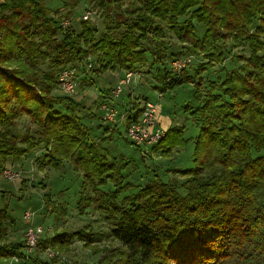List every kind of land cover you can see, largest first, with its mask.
<instances>
[{"label": "trees", "instance_id": "trees-1", "mask_svg": "<svg viewBox=\"0 0 264 264\" xmlns=\"http://www.w3.org/2000/svg\"><path fill=\"white\" fill-rule=\"evenodd\" d=\"M94 6L104 29L99 37L86 20L79 31L63 26L58 8L43 0H0V173L9 160L32 151H43L40 170L66 161L81 177L80 194L93 192L108 237L121 245L106 264H264V0H94ZM166 29L206 59L192 74L186 66H167ZM228 42L248 53L237 54L239 65L202 90V73L222 63ZM182 52L171 53L172 61ZM88 60L94 76L116 69L151 76L154 68L151 82L161 94L192 85L183 104L198 125L192 167L173 170L167 180L154 173L119 198L133 187L124 180L130 160L111 154L105 145L110 137L92 133L82 120L83 103L57 94L59 71L78 63L84 71ZM130 95L119 134L147 101ZM22 115L33 127L17 128ZM88 115L106 125L92 110ZM185 132L172 124L150 151L170 158L190 140ZM7 194L0 190V258H23V240L4 242L15 227ZM95 233L57 232L36 247L65 245L73 237L92 242Z\"/></svg>", "mask_w": 264, "mask_h": 264}, {"label": "rangeland", "instance_id": "rangeland-1", "mask_svg": "<svg viewBox=\"0 0 264 264\" xmlns=\"http://www.w3.org/2000/svg\"><path fill=\"white\" fill-rule=\"evenodd\" d=\"M43 2L51 9L58 8L59 13L62 14V17L68 19L70 28L74 31L80 30L81 16L86 11L90 12L86 21L92 29H95L96 36L99 37L104 30L102 17L99 15L100 11L94 6V0H43ZM196 28V32L200 36L201 28L199 25ZM164 37L169 45L167 48V53L169 54L168 67L175 69L172 65L174 61L171 59L173 56L171 53L180 49L184 50L180 58L177 59L184 62L180 70L186 66L188 72L192 74L199 64L205 62L206 59L202 53L194 50L189 44L177 42L167 29L164 32ZM185 46L187 48H184ZM240 53L247 54L248 52L244 46L232 47L229 42L226 43L222 63H214L212 67H208L202 73L204 80L202 90L207 89L208 83L211 81L220 82L226 70L237 67L239 62L236 60V56ZM78 64L81 65L82 63ZM79 65L74 67L77 71V90L71 96L83 103L90 111L92 110L103 117L100 105L102 102L107 101L108 93H110V98L112 97L113 88L117 84L118 79L124 75L122 71L124 73L126 71L121 69L108 70L94 76L87 69L83 71V67ZM153 69L149 73L151 76L134 75L136 78L133 79L136 80V83H130L135 87L133 88V95L130 96L138 97V99L146 97L153 102H156V99L159 98L157 103L163 110L169 111V119L172 121L171 125L180 124L186 128L185 136L190 140L184 147L175 148L170 158H164L158 153L153 154L150 151L151 145L136 146L132 144L121 126L119 128L121 134L118 133L116 126L124 120L119 114L123 112L122 108L128 106L129 94H131L128 90L132 91L128 87L130 84L122 87L123 90L118 97H112L113 108L117 110L115 123L109 124L105 122L106 125H98L100 120L89 118V109L86 108L80 112L83 122L90 126L92 133L98 134L99 137H110L105 142V145L110 149L111 154L122 155L130 160L129 165L124 170V180L133 184V187L120 194L119 198L136 191L143 183L151 179L154 173H157L163 180H167L173 176V170L177 168L186 169L193 166V139L198 133V125L190 112H186L183 109V104L190 98V93L193 90L192 85L180 86L172 90L171 94L166 92L158 97L159 92L154 88V83L151 82L153 80ZM121 74L122 77L119 78ZM140 78L143 81H140ZM90 79L93 80V83H89ZM58 91H56L57 94H60V92L65 94L60 89ZM102 94L105 95L102 96ZM99 99L101 101L98 104ZM16 123L20 131L33 127L30 118L25 115H22ZM164 126L166 125L164 124ZM98 128L100 129L98 130ZM161 128L164 130L163 127ZM42 152L32 151L15 161L9 160L0 173V190H7L8 194L5 196V201L11 217L15 220V227L9 229L4 242H22L23 232L29 223L42 227L41 240L49 238L57 232L64 231L71 234L80 229L96 232L95 239L92 242H85L73 237L68 244H54L43 250L37 249V247L27 250L26 246H24L21 251L24 253L23 258L12 256L7 259L17 258V264H36L26 260L29 257L43 260L46 264H106L108 260L114 257V251L121 249V245L117 240L108 237L107 232L110 226L103 219V212L96 208L98 202L93 200V192L88 190L87 193L80 194V189L82 188L81 177L66 161L63 162V167L60 168L45 166L42 170L38 169L36 162ZM175 179L178 182H182L184 177L176 174ZM108 188H110V184L104 187V189ZM45 194L48 195V201L52 205H46ZM82 197L86 199L79 202ZM25 211L31 212V219L24 217ZM5 263L0 261V264Z\"/></svg>", "mask_w": 264, "mask_h": 264}, {"label": "built area", "instance_id": "built-area-1", "mask_svg": "<svg viewBox=\"0 0 264 264\" xmlns=\"http://www.w3.org/2000/svg\"><path fill=\"white\" fill-rule=\"evenodd\" d=\"M90 12L86 11L81 16L82 20H87L89 17ZM62 25L68 26L69 21L66 18H62ZM173 67H175V71L180 70L181 67H183L184 62L181 60H174L172 63ZM74 67H77V65H74L73 67L64 68L59 71L58 73V87L60 90H62L67 95H73L76 93L77 90V82H76V69ZM91 67V61L88 60L85 63V69H89ZM177 67H179L177 69ZM134 73L131 71H126L122 78H120L115 85V87L112 90V97L116 98L119 96V94L122 92V87L125 85H129L133 78ZM162 94L159 93V96ZM112 97H108L107 101H104L100 105V109L103 112V119L104 122L113 124L115 123V116L117 114V110L113 108V99ZM157 108L156 104L152 101L147 100L144 104V108L137 119V121L132 122L128 127L125 129V134L127 138L132 142V144L137 146L142 145H152L158 142L161 137L164 134V130L159 126L157 122ZM120 117L122 119L125 118V113L120 112ZM122 122V121H121ZM120 122V123H121ZM118 123L117 125H119ZM31 212L25 211L24 217L26 219H31ZM43 232L42 227L35 226L32 223H29L24 232H23V241L27 248V250H31L37 246V242L40 239V236ZM18 259L12 258L8 259V264H17Z\"/></svg>", "mask_w": 264, "mask_h": 264}, {"label": "crops", "instance_id": "crops-1", "mask_svg": "<svg viewBox=\"0 0 264 264\" xmlns=\"http://www.w3.org/2000/svg\"><path fill=\"white\" fill-rule=\"evenodd\" d=\"M122 74H124V71H122ZM122 74L121 75H119V78L120 77H122ZM135 76H136V74H135ZM134 76V79L136 78ZM138 76H139V74H138ZM141 76V75H140ZM143 78V77H142ZM132 80V84L133 83H136V80ZM119 80V79H118ZM140 81H143V80H141V78H140ZM129 88H131L132 89V91L130 90H128V92H131V94L133 95V88H135L134 86H132L131 84L128 86ZM113 88V87H112ZM111 89V88H110ZM127 92V93H128ZM172 92H170V94H171ZM105 94H102V96H104ZM107 96L108 97H110V93H108L107 94ZM158 97H160V96H158ZM119 100V99H118ZM147 100H149L150 101V99H148L147 98ZM101 101V99H99V101H98V104H99V102ZM159 101V98H157L156 99V102H154L155 104H156V108H157V112H156V114H157V122H158V124H159V126L160 127H163L164 128V130L165 129H167L168 127H170L171 126V123H172V121L169 119L170 118V114H169V111L168 110H163L160 106H159V104L157 103ZM153 102V101H152ZM97 104V105H98ZM122 110H123V108H122ZM168 120V121H167ZM99 124H101L102 125V122L100 121L99 122ZM164 124L167 126H164ZM0 261H4V262H6L7 263V261H8V259L7 258H0ZM5 263V264H6Z\"/></svg>", "mask_w": 264, "mask_h": 264}]
</instances>
